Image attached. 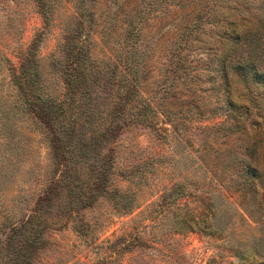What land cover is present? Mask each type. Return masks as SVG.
<instances>
[{
    "label": "rangeland",
    "instance_id": "374dc122",
    "mask_svg": "<svg viewBox=\"0 0 264 264\" xmlns=\"http://www.w3.org/2000/svg\"><path fill=\"white\" fill-rule=\"evenodd\" d=\"M34 40L40 96L62 101L77 65L91 98L76 109L93 121L80 138L114 127L101 144L106 192L73 211L66 181L87 166L64 172V150L13 82ZM256 72L264 0H0V264L14 259L12 230L34 218L44 245L31 264H264Z\"/></svg>",
    "mask_w": 264,
    "mask_h": 264
},
{
    "label": "trees",
    "instance_id": "16d2710c",
    "mask_svg": "<svg viewBox=\"0 0 264 264\" xmlns=\"http://www.w3.org/2000/svg\"><path fill=\"white\" fill-rule=\"evenodd\" d=\"M81 42V36H79ZM34 40L27 51V56L20 66L19 71L14 74L13 82L19 87L23 95V103L29 108L34 116V120H38L46 129L47 133L52 135L51 137V149H62L63 163L65 164L64 172L67 169L74 167L76 163H80L83 168V164H86L87 169L75 168L70 179V183L66 181L67 189L65 194L69 196L68 208L69 211L87 207L90 203L89 196L96 199L106 192L108 184V172L111 167L110 158L107 156L101 157V144L106 142V136L114 127L108 128L104 132L95 133L89 135L86 138L81 139L80 136L85 131L86 126H90L92 121V112L90 108L76 109V105L80 98L88 99L91 98L90 91L87 89L85 71L81 70L79 66L75 65L64 70V85L65 93L62 101H56L53 99L47 100L41 97L38 93L40 86L39 75L34 72V65L36 64L35 58V45ZM68 51L69 58L79 61L82 55L77 58V54L83 52V46L81 43H75L71 45ZM75 53H77L75 55ZM82 63H79L80 66ZM244 70V67L238 66ZM262 77L261 82L264 84V74L255 73V78ZM85 84V85H84ZM76 104V105H75ZM121 107V106H119ZM117 109V106H116ZM70 116L73 123L70 122V128L59 129L55 124L62 123L67 117ZM80 123V126L78 125ZM72 128V129H71ZM89 130V129H87ZM78 132V133H77ZM79 135V136H78ZM85 167V166H84ZM86 172V176L80 178L79 173ZM92 185L90 188L89 185ZM52 192L49 191V196L40 200H49L47 209L52 208ZM72 198V200H71ZM37 212V209H36ZM34 226H29L30 223L34 222ZM42 221L30 220L22 223L18 228L12 230L10 238V247L14 253V259L11 264H31L34 254L43 248V229L41 226ZM22 231H25L22 233ZM22 233V234H21ZM21 235L22 238L18 239ZM19 240L16 244L13 242Z\"/></svg>",
    "mask_w": 264,
    "mask_h": 264
}]
</instances>
